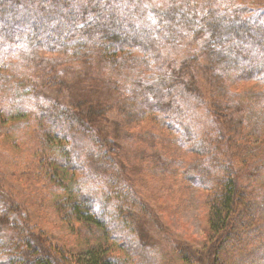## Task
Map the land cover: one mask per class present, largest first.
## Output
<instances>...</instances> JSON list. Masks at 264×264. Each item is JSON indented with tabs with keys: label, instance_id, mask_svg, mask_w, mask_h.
<instances>
[{
	"label": "trees",
	"instance_id": "16d2710c",
	"mask_svg": "<svg viewBox=\"0 0 264 264\" xmlns=\"http://www.w3.org/2000/svg\"><path fill=\"white\" fill-rule=\"evenodd\" d=\"M253 81L264 86V9L238 8L231 0H0L4 117L21 120L13 116L18 111L45 124L50 152L42 170L63 193L58 204L69 206L64 218L93 226L105 239L120 235L127 254L140 247L127 242L140 216L119 210L129 204L122 200L128 194L108 142L115 129L107 106L115 100L129 122L153 116L195 155L191 180L206 192L215 239L210 259L196 262L234 264L242 255L263 260L264 190L249 192L255 209H243L242 189L252 185H241L240 166L255 162L264 175V91L242 104L229 88ZM205 84L211 87L213 131L199 114L208 96ZM145 137L154 138L148 132ZM229 140L227 161L221 147ZM61 169L72 173L65 186L56 177ZM13 215L0 202V264L142 262L137 254L114 258L107 244L57 257Z\"/></svg>",
	"mask_w": 264,
	"mask_h": 264
},
{
	"label": "rangeland",
	"instance_id": "374dc122",
	"mask_svg": "<svg viewBox=\"0 0 264 264\" xmlns=\"http://www.w3.org/2000/svg\"><path fill=\"white\" fill-rule=\"evenodd\" d=\"M231 1L238 8L243 5L255 12L264 9V0ZM257 17H261L260 14ZM11 73L20 81L28 80L25 76L22 79L21 73L16 74L12 70ZM205 73L200 72V77L207 76ZM229 84L227 83L228 87ZM205 86L202 91H207L208 96L204 97L205 106L200 109L199 114L206 130L213 131L214 118L210 108L212 97L209 94L211 87ZM229 88L240 97L236 103L242 104L264 91V86L256 81L230 84ZM5 104L6 102L0 105L1 207L13 210V216L19 221L18 226L39 239L48 250H57V257L62 252L66 253L67 258H71V254L77 257L94 246L107 244L114 258L137 254L141 255L145 264H198L195 258H205L206 261L210 259V251L215 242L209 231L211 210L206 205V192L191 180L196 157L189 152L188 147L176 142V138L166 130V123L154 120L153 116L129 122L127 111H123L120 101H113L112 108L107 106L115 129L114 135L108 140L112 145L111 157L116 158L120 164L117 173L123 183L121 186L126 190L122 189L128 194L122 200L129 207L120 205L122 207L119 210L124 215L127 210L129 216L135 210L140 216V224L133 226V240H127L130 246L140 243V247L127 254L124 247L127 249L128 246L119 241L120 235L112 237L116 238L115 241L105 236L106 240L102 232L97 233L93 226L64 218V213L70 211L69 206L66 201L62 205L58 204L57 198L63 193L55 190L52 177H48L47 171L42 170L43 166L47 170L45 163L50 152L45 148L43 138L46 133L45 124L39 119L35 120L33 115L25 119L18 111L13 116L22 119L11 122L4 117L8 114L5 112ZM146 132L154 138L145 137ZM225 134L222 129L221 135ZM226 143L228 146L221 147L224 154L231 152L230 140ZM226 156L227 161L231 160L229 156L232 155L226 153ZM240 169L243 174L240 176L241 185H252L250 189L247 188V192L242 189L241 204L245 206L243 209L251 212L255 208L251 206L248 194L252 192L254 195H261V190H264V175L257 173L258 166L255 162H251V167L248 168L251 170L242 166ZM71 174L70 171L61 169L56 177L65 186ZM64 197L66 199V194ZM103 204L102 208L106 212L108 206ZM99 221L107 226L104 219ZM130 223L131 218L129 227ZM246 259L248 257L242 255L241 260L238 257L234 264H264V256L263 260L256 259V256L250 262ZM142 262L135 260L131 264Z\"/></svg>",
	"mask_w": 264,
	"mask_h": 264
}]
</instances>
